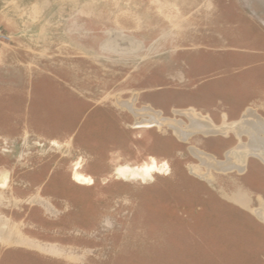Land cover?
Listing matches in <instances>:
<instances>
[{
	"label": "rangeland",
	"instance_id": "1",
	"mask_svg": "<svg viewBox=\"0 0 264 264\" xmlns=\"http://www.w3.org/2000/svg\"><path fill=\"white\" fill-rule=\"evenodd\" d=\"M206 81L264 118V0H0V101L22 109L0 118V264H264V161L207 172L190 146L233 133L184 141L120 105L210 118ZM152 162L168 169L115 174Z\"/></svg>",
	"mask_w": 264,
	"mask_h": 264
},
{
	"label": "bare ground",
	"instance_id": "2",
	"mask_svg": "<svg viewBox=\"0 0 264 264\" xmlns=\"http://www.w3.org/2000/svg\"><path fill=\"white\" fill-rule=\"evenodd\" d=\"M120 105L126 107L134 115H147L149 118L146 119V122L150 125L167 126L177 137L184 141L194 133H202L204 135H226L228 133H233L237 139L242 135L247 136V141H240L234 149L227 151L224 159L221 160L205 151L190 146L191 152L205 166L207 172L210 169L223 172L226 170L241 171L244 162L242 159H234L232 156L233 153L231 152L232 150H234V152L236 150H241L246 156L254 155L264 161V118L254 108H246L241 117L236 121L228 122L224 120L221 125H215L208 116L202 115L193 108L174 110V113L184 115L187 118L188 122L184 123L181 119L164 117L161 115L160 111L154 110L150 106L136 109L133 106V102L128 101H120ZM155 168L157 170L168 169L167 164L164 162L160 165H155V163L152 162L151 165L144 164L134 167H118L115 170V174L124 178H146L151 177V172ZM73 179L78 183L91 182L92 180L91 177L78 172H74ZM254 211L260 218L264 219L263 209L260 208Z\"/></svg>",
	"mask_w": 264,
	"mask_h": 264
},
{
	"label": "crops",
	"instance_id": "3",
	"mask_svg": "<svg viewBox=\"0 0 264 264\" xmlns=\"http://www.w3.org/2000/svg\"><path fill=\"white\" fill-rule=\"evenodd\" d=\"M209 70V69H207ZM206 75V74H205ZM249 79V78H248ZM208 81V80H207ZM207 81L204 82V84L202 85L203 87L200 88L197 93H199V98L197 99V101H195L198 106H201L203 109H205V114L209 115L210 118H212L213 120L218 118L216 112L212 111V109L214 108L215 104H217L218 102H221V103H226V105L229 107V109L227 111H222L221 114H220V120L218 122L221 121V118L223 117V114L226 115V118L229 119V120H232V119H235L237 118L241 113L242 111L244 110V108L247 106L246 102H247V99L245 98H242V94H240V96L238 94H236L235 92H232V86L231 87V90H228V91H225L221 85L216 87V88H213L212 89L210 88V86L208 85L207 86ZM248 82L251 83L248 84V86H252V80L249 79ZM215 90H220L224 93V97H210L211 94H212V91H215ZM35 94V93H34ZM22 95L25 97H27V93L24 92L22 93ZM181 99V98H180ZM162 101H160L161 104H166L168 105L171 101L174 100L172 94H167L165 95V98L164 100L161 99ZM183 100V99H181ZM24 101V100H23ZM22 101V102H23ZM178 101V100H177ZM11 102V103H10ZM8 99H5L3 101H0V118H14L13 116H15V118H19L18 116L20 115L22 117V109L21 107H17L16 108V112H18V114H15L14 113V105H13V100L10 101ZM13 106V108H12ZM241 117V116H240ZM73 122V121H72ZM216 122V123H218ZM64 125H62L60 128H62ZM68 126H71V122L68 124ZM68 126H65L63 127V132H67L69 133V129L70 127ZM71 130V129H70ZM62 131V130H61ZM58 132L57 130L53 132L56 133ZM232 137L234 138V141L232 142V144L228 145V146H224V145H218V147L215 148V150H210V149H207L208 152L212 153L214 156H220V154L223 152L224 155H225V151L230 147V146H233L236 142V137H234V135H232ZM235 148V147H234ZM233 153V155L238 158V159H243V155L242 158H240V154H234V150L231 151ZM236 152V151H235ZM249 157H253V156H248L246 157L247 159H249ZM251 162H249V160L246 161V169L244 172L242 173H246L248 172L249 170V167L251 166ZM260 169H264L262 166H260V164H257ZM255 166V165H254ZM245 168V167H244ZM263 173V172H262ZM241 174V173H240ZM217 213H220V212H217Z\"/></svg>",
	"mask_w": 264,
	"mask_h": 264
}]
</instances>
